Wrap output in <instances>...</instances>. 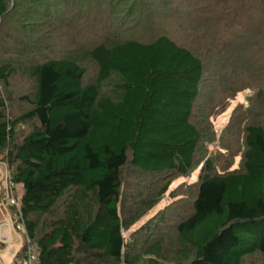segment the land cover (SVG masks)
Listing matches in <instances>:
<instances>
[{"label": "trees", "instance_id": "trees-1", "mask_svg": "<svg viewBox=\"0 0 264 264\" xmlns=\"http://www.w3.org/2000/svg\"><path fill=\"white\" fill-rule=\"evenodd\" d=\"M218 2L0 0V219L16 216L41 264L264 259V0ZM174 21L223 36L201 52L165 33ZM248 90L232 142L211 152L213 119ZM197 169L185 209L126 238ZM8 178L24 187L21 216Z\"/></svg>", "mask_w": 264, "mask_h": 264}, {"label": "rangeland", "instance_id": "rangeland-1", "mask_svg": "<svg viewBox=\"0 0 264 264\" xmlns=\"http://www.w3.org/2000/svg\"><path fill=\"white\" fill-rule=\"evenodd\" d=\"M199 1L201 4H205V5L213 4L214 7L216 8L218 7V4H219L218 1H221V0H199ZM228 1L233 4H237L238 2V0H235V1L228 0ZM244 1L245 3L250 2V0H244ZM186 11L187 10H184L183 12L185 15H187ZM182 24H184L182 23V21L181 22L174 21L173 23L165 27L166 29L164 31L165 33H167V35H169L172 39H174L179 44L193 48L195 50H199L201 52L208 51L212 48L213 38L211 36L213 37L223 36L222 33L217 32V31H221L220 28H216V27L214 29H211L209 32H206V34H204V30H203L200 36H195V35L190 36L189 34L190 31L186 30L184 32V30L182 29V26H183ZM12 27L14 28L13 24H12ZM206 27L208 26L206 25ZM7 30L8 28L6 27L5 31ZM79 52L82 53L81 51ZM82 55L77 56V59L81 63L88 64L89 67H91L89 78L93 79L94 75H96L95 74L96 73L95 64L91 62V60H89L88 55H83L84 57ZM14 80L19 81V83L16 85V87L19 88L20 87V76H18V74L15 75ZM253 94H254V91L252 90L243 92L237 97L236 100H233L232 102L228 103L225 112L216 116L215 119H213L214 133L217 137V140L215 142L208 144V148L211 152H214V153L218 152V150L221 149L222 142L226 143L227 141H230V137L228 136V133H225V128L227 127L228 122L231 119L234 109L239 103H243L247 105L246 98H248L249 96H252ZM230 142H232V139ZM239 160H240V156L238 155L235 157L236 164L234 165V167L238 165ZM5 173L7 176V172L5 171V168L0 167V180L2 179V181L4 182L6 181ZM199 173H200V169H197L189 177L177 178L173 182L169 191L161 198L157 206L153 210L150 211L149 215L145 217L144 219H142L141 221H139V223L135 225L131 229V231L125 233L126 238H128L132 233L134 234V231L137 230L142 224L151 221L152 217L157 216V214H159V212L163 210L165 206L169 205L170 203L174 202L175 203L174 207L178 209L183 208L185 205L188 206L187 203L189 199H186L184 197L189 198L188 195H190L191 191L189 190L188 185L195 182L198 179ZM6 186H7V182H6ZM22 190H23L22 187L18 188L17 190V193L19 192L18 196H20V193L22 192ZM174 193H175V196L173 195ZM7 196H6V203H5L6 207L8 206ZM181 197H183L184 200L181 199ZM17 217H20V216L18 215ZM2 219H0L2 220V222H0V225H1L0 231L3 234L2 238H6L8 239V241L6 243L5 241L6 239H5L1 242L3 247H0V258L3 261V264H12L15 259V256L18 254V251H20V248L22 247V243L24 244L23 241L26 240V232H25L24 226L21 223H18L15 226L16 220L15 222H13V218L9 214L5 215V218H2ZM155 219H153L152 221L154 222ZM247 263L264 264V259H262L261 257L258 258L255 256L252 258L249 257L247 258Z\"/></svg>", "mask_w": 264, "mask_h": 264}, {"label": "built area", "instance_id": "built-area-1", "mask_svg": "<svg viewBox=\"0 0 264 264\" xmlns=\"http://www.w3.org/2000/svg\"><path fill=\"white\" fill-rule=\"evenodd\" d=\"M19 184L13 182L10 178L7 180V201L8 205L14 206L21 216V197L18 196ZM26 251L24 257L21 255H16L12 264H41L39 253L36 247L32 244L29 236L26 235ZM0 264H3L2 259L0 258Z\"/></svg>", "mask_w": 264, "mask_h": 264}, {"label": "crops", "instance_id": "crops-1", "mask_svg": "<svg viewBox=\"0 0 264 264\" xmlns=\"http://www.w3.org/2000/svg\"><path fill=\"white\" fill-rule=\"evenodd\" d=\"M19 187H22V192L20 193V197H22V195H23V192H24V187H23V185H18ZM11 217H12V215L10 214V213H8ZM13 217H14V215H13ZM12 217V218H13ZM5 218V217H4ZM15 218V217H14ZM3 220V219H2ZM2 220H0V222H2ZM3 227V226H2ZM0 230H1V225H0ZM3 237V234L1 233V231H0V242H2L3 240H5L6 238H2ZM6 241V243H7V241H8V239H6L5 240ZM22 246H23V243H22ZM22 248V247H21ZM21 248H20V250H21ZM19 252V251H18Z\"/></svg>", "mask_w": 264, "mask_h": 264}]
</instances>
